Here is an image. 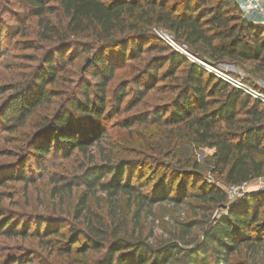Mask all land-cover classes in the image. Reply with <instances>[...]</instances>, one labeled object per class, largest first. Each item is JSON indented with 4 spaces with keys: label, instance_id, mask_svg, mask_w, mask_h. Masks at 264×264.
I'll use <instances>...</instances> for the list:
<instances>
[{
    "label": "trees",
    "instance_id": "trees-1",
    "mask_svg": "<svg viewBox=\"0 0 264 264\" xmlns=\"http://www.w3.org/2000/svg\"><path fill=\"white\" fill-rule=\"evenodd\" d=\"M26 1L45 38H60L62 46L70 49L74 42L62 36L91 32L98 40L108 43L91 61L93 74L98 77L94 83L96 105L91 106L85 91L84 103L72 102L71 110L57 112L38 127L33 154L39 158V170L42 169L41 160L53 152L68 156L77 150L84 157H91L93 162L94 154L90 151L104 136L99 120L114 66L118 59L121 61L128 55V46L129 56L135 58L143 52L141 43L152 39L147 32L122 38L131 17H141L148 25L171 30L178 40L209 63H248L253 65L254 71H264V24L243 17L242 4L238 0H56L57 7L48 4L51 0ZM51 13L60 14L65 25H53L47 18ZM113 45L118 47L119 55L112 52ZM157 46L160 53H165L160 56V65L145 72L151 79L173 78L179 88L171 108L166 110L173 112L161 120L163 124L185 128L186 136L194 145L212 149L213 171L224 174L228 185L263 175L264 104L205 71L199 64L188 61L162 40L159 39ZM61 53L56 50L46 57L44 67L34 74L35 81L9 94L0 109V124L6 130L14 131L24 125L36 107L52 97L53 93L45 84L56 74L54 56H59L61 61ZM166 63L167 67L159 76L158 69ZM147 90H141V98ZM5 91L0 88V94ZM113 158L103 154L101 163L87 165L81 173L65 178L64 184H84L87 190L97 187L110 198L126 194L139 212L162 201L186 204L199 218L181 223L180 242L157 245L138 234H115L106 241V236L96 230L90 234L81 231L80 235L87 241L81 245L82 250L104 251L95 264H264V191L249 193L241 202L228 203L226 192L202 180L198 165L194 164L192 170L179 172L177 184L170 179L165 185L168 176H163L150 192H143L148 184L132 183L133 172ZM21 171L17 177L14 173L1 177L3 183L10 179H26L24 168ZM104 177L108 179L103 181ZM215 209L225 210L226 215L214 216ZM11 221L1 226L0 234L18 233ZM57 227L62 229L60 225L54 228L47 224L45 233L50 234L49 238L62 236ZM195 227L201 230L200 239L186 240Z\"/></svg>",
    "mask_w": 264,
    "mask_h": 264
},
{
    "label": "rangeland",
    "instance_id": "rangeland-1",
    "mask_svg": "<svg viewBox=\"0 0 264 264\" xmlns=\"http://www.w3.org/2000/svg\"><path fill=\"white\" fill-rule=\"evenodd\" d=\"M239 2L242 4V0ZM48 4L58 6L56 0ZM47 18L55 26L66 22L56 13L47 14ZM144 20L141 17L128 19V29L122 35L127 38L147 32L152 39L141 43L143 52L135 58L129 56L128 46V55L121 61L118 59L114 66L99 120L104 136L90 151L94 154L93 162L91 157L86 158L77 150L68 156L53 152L41 160L42 169L39 170V158L33 154L38 127L57 112L71 110L72 102L84 103L85 91L91 106L96 105L94 83L98 77L93 74L91 61L108 43L98 40L91 32L64 35L62 38L74 42L73 49H68L67 45L62 46L60 38L44 37L26 0H0V88L7 90L0 94V109L13 90L35 81L34 74L42 68L46 57L56 50H60L63 57L60 61L59 56H54L56 74L45 84V88L53 93L52 97L36 107L24 125L14 131L6 130L0 124V229L12 219L18 232L11 236L0 234V264H95L104 251L82 250L81 245L87 241L80 235L81 231L90 234L96 230L106 236V241L115 234H138L153 245L180 242L181 223L199 218L186 204L173 205L162 201L139 212L126 194L119 193L110 198L97 187L87 190L84 184H64L65 178L81 173L87 165L101 163L103 154L126 164V170L134 174L132 183H147L143 192H150L164 179L163 176H168L165 185L170 179L177 184L179 172L190 171L197 164L200 178L225 193L229 185L224 174L213 171V150L194 145L186 136L185 128L162 122L173 112L172 109L166 110L171 108L179 93L175 79H151L145 71L160 65V56L165 53H160L157 44L159 39L162 40L159 35L164 37V34L175 41H162L174 51L175 48L184 51L187 57L182 56L188 61L192 62V59L211 71L229 74L260 91H264V71H254L253 65L248 63H209L178 40L171 30L148 25ZM112 52L119 55L118 47L113 45ZM71 56L74 57L70 60ZM166 67L167 63L158 69L159 76ZM143 88L148 90L141 98ZM22 168L26 179H10L3 183L1 177L9 173L17 177ZM261 177L264 181V174ZM247 194L236 199L227 197V202H241ZM213 215L225 216L226 211L215 209ZM47 224L54 225V228L62 226V229L57 227L62 236L49 238L50 234L45 233ZM200 237L201 230L195 227L185 239L198 240ZM240 250L244 252L242 247Z\"/></svg>",
    "mask_w": 264,
    "mask_h": 264
},
{
    "label": "built area",
    "instance_id": "built-area-1",
    "mask_svg": "<svg viewBox=\"0 0 264 264\" xmlns=\"http://www.w3.org/2000/svg\"><path fill=\"white\" fill-rule=\"evenodd\" d=\"M242 15L245 18H249L252 14L256 13L264 17V2L262 0H242ZM165 36L160 38L169 43L173 41L172 39L164 34ZM175 41V40H174ZM173 46V45H172ZM175 50L181 55H185L184 51L175 48ZM186 56V55H185ZM187 57V56H186ZM190 59V58H189ZM192 62L199 64L207 72L212 73L216 77L228 82L230 85L238 88L243 93L248 94L254 99H257L259 102L264 104V91L257 90L255 87L250 86L249 84L243 82L242 80L231 77L229 74L223 73L221 71H211L210 68H206L202 63L196 62L191 59ZM264 191V181L261 176L253 178L248 181H244L238 184L229 185L226 189V195L230 199H236L238 197L244 196L246 193L260 192Z\"/></svg>",
    "mask_w": 264,
    "mask_h": 264
},
{
    "label": "crops",
    "instance_id": "crops-1",
    "mask_svg": "<svg viewBox=\"0 0 264 264\" xmlns=\"http://www.w3.org/2000/svg\"><path fill=\"white\" fill-rule=\"evenodd\" d=\"M240 1V0H238ZM264 2V0H262ZM240 3V2H239ZM243 7V4H242ZM249 21L256 23V24H264V17L259 14H252L249 18H247Z\"/></svg>",
    "mask_w": 264,
    "mask_h": 264
}]
</instances>
